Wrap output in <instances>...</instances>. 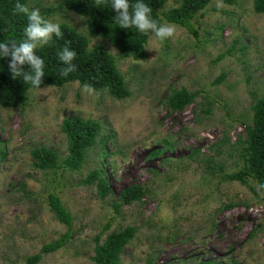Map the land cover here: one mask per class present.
Here are the masks:
<instances>
[{"label": "rangeland", "instance_id": "obj_1", "mask_svg": "<svg viewBox=\"0 0 264 264\" xmlns=\"http://www.w3.org/2000/svg\"><path fill=\"white\" fill-rule=\"evenodd\" d=\"M67 1L27 6L88 36L85 19L62 7ZM180 3L167 0L163 9ZM222 3L218 9L212 0L196 14V35L178 26L163 42L150 34L142 60L121 58L106 40L91 37V48L103 44L115 57L131 93L125 100L105 91L88 95L73 82L32 89L23 105L0 107V264H27L68 231L67 244L38 264H94L96 237L101 244L126 227L136 233L121 264H264V195L227 178L242 164L237 143L251 124L254 100L264 98V14L253 12V0ZM183 88L194 100L171 111L166 97ZM74 117L98 122L101 135L112 138L104 157L95 145L70 170L61 126ZM41 147L57 153V169L33 167L30 152ZM101 168L111 189L104 198L96 182L85 183ZM131 185L147 189L146 196L115 210L118 193ZM49 194L71 214L70 226L56 220Z\"/></svg>", "mask_w": 264, "mask_h": 264}, {"label": "trees", "instance_id": "obj_2", "mask_svg": "<svg viewBox=\"0 0 264 264\" xmlns=\"http://www.w3.org/2000/svg\"><path fill=\"white\" fill-rule=\"evenodd\" d=\"M29 0H19L27 5ZM167 0H143L152 9V18L158 23L167 22L186 29L190 34L196 35L193 27L196 14L206 8L212 0H181L179 6L164 11L163 7ZM232 3L233 0H223ZM136 0H130L135 3ZM17 0H0V42L15 41L19 44L24 37V29L28 23L24 14L15 11ZM62 7L86 21L88 36L82 35L63 24L60 25L63 36L53 37L49 45L39 48L36 54L44 60V73L41 88L54 87L62 88L68 83L77 82L80 86L85 83L92 85L97 92H107L112 98L125 100L130 97L128 84L117 69L115 57L103 46L98 44L90 47V38H102L113 46L122 57H131L134 60L146 58V45L150 34H142L137 29H121L114 22L115 13L110 4L97 6L95 0H69L62 4ZM253 12L264 14V0H253ZM70 47L77 53L73 63L76 71L67 77L62 76L64 65L58 59V53L65 46ZM230 52V51H229ZM223 58L219 56L217 60ZM10 57L0 56V107L11 108L23 105L27 93L34 89L30 84L23 82L21 78L12 79L9 71ZM24 70L28 71L27 65ZM225 75L222 74L216 80L219 84ZM194 94L186 89L175 90L169 94L166 105L171 111H180L194 100ZM252 121L245 126V138H239L237 146L242 164L239 170L230 174L229 181H237L248 187L254 195H264V98H255L251 107ZM61 130L64 133L68 144V157L64 164L70 170L79 168L84 162L87 151L95 145H100L101 157L106 155L104 150L105 140L112 138V135L102 136L101 125L93 120H82L78 117L67 118L62 122ZM198 152V151H197ZM155 151L152 156L160 155ZM5 156L0 142V161ZM32 165L38 170L57 169L59 158L57 153L45 147L34 149L30 152ZM104 169L92 171L86 178L85 183H97V191L100 198L111 194V189L105 177H102ZM255 186L256 189L253 187ZM147 189L140 185H131L121 190L117 195L118 203L114 205L115 210L120 205H130L141 202L146 196ZM48 204L56 220L66 226H70L72 216L63 206L60 198L49 194ZM110 228L105 226V230ZM136 230L126 227L114 233H110L100 244L99 237H96L94 255L91 261L94 264H121V254L124 247L134 238ZM70 239V232L52 243L41 247L38 254L27 259V264H38L43 255L55 253L62 249ZM150 264V262L148 263ZM197 264H227L215 261H200ZM230 264H238L233 261Z\"/></svg>", "mask_w": 264, "mask_h": 264}, {"label": "clouds", "instance_id": "obj_3", "mask_svg": "<svg viewBox=\"0 0 264 264\" xmlns=\"http://www.w3.org/2000/svg\"><path fill=\"white\" fill-rule=\"evenodd\" d=\"M95 4L97 6L110 4L115 13L114 22L121 29L134 27L142 34H151L153 39L160 42L176 35V25L167 22L158 23L152 18V9L143 0H136L135 3H130V0H95ZM216 7L222 9L225 5L222 0H217ZM15 11L27 17L25 39L19 44L15 41L0 42V56L11 58L9 71L12 79L21 78L24 83L41 90L42 78L45 76L44 60L36 54V51L49 45L54 36L61 38L63 33L59 23L45 19L39 8L30 9L17 0ZM76 56L77 53L67 45L58 53V59L64 65L60 73L62 76L67 77L77 70L73 63ZM25 65L28 66V71L24 70ZM82 91L88 95H98L96 89L88 83L82 86Z\"/></svg>", "mask_w": 264, "mask_h": 264}]
</instances>
